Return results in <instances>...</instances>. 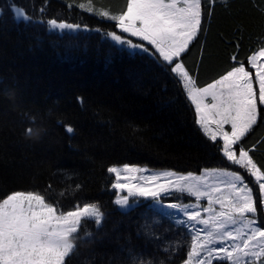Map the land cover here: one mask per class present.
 I'll list each match as a JSON object with an SVG mask.
<instances>
[{"label": "trees", "instance_id": "16d2710c", "mask_svg": "<svg viewBox=\"0 0 264 264\" xmlns=\"http://www.w3.org/2000/svg\"><path fill=\"white\" fill-rule=\"evenodd\" d=\"M68 3L0 0V199L33 191L59 202L63 211L99 204L103 223L82 225L67 264H131L134 257L182 264L188 230L149 201L127 211L116 205L115 176L107 168L137 164L183 173L223 168L242 172L251 184L252 178L199 130L194 106L162 61L111 40L108 32L126 34L114 21L77 6L87 0ZM92 3L112 13L125 6V0ZM13 4L31 19H14ZM202 8V30L182 56L199 87L241 62L248 67L247 57L264 45V0H202ZM49 19L82 29L50 31ZM29 127L36 130L32 136L25 134ZM258 140H264V115L243 143L250 147ZM251 155L264 168V142ZM257 218L264 220V212Z\"/></svg>", "mask_w": 264, "mask_h": 264}, {"label": "snow or ice", "instance_id": "6c2138e0", "mask_svg": "<svg viewBox=\"0 0 264 264\" xmlns=\"http://www.w3.org/2000/svg\"><path fill=\"white\" fill-rule=\"evenodd\" d=\"M74 2L69 0L68 6L72 7ZM77 6L114 21L119 32L126 34L107 33L117 44L162 61L194 106V122L199 130L218 147L223 158L252 178L250 186L240 172L223 168H206L200 175L174 171L144 175L148 172L146 168L127 164L110 166L107 172L115 176L111 184L117 193L115 204L129 208L130 197L151 198L159 203L162 194L186 193L195 197V203L167 205L186 217L177 220L179 225L187 227L190 236L183 264H213V261L264 264V220L257 218L264 212V168L251 155L264 140L250 147L243 143L264 115V45L247 57L249 67L241 62L199 87L182 56L202 30V0H125V6L117 13L95 8L92 0H87V6L84 3ZM9 9L16 20L31 19L14 4ZM47 23L53 29L80 27L56 19ZM130 37L140 43H134ZM232 59L235 61L236 56ZM78 100L83 103L82 98ZM31 119L35 125V118ZM65 128L68 133L74 132L71 125ZM34 131L29 127L25 134L32 136ZM133 180L142 182L133 184ZM124 191L127 195H121ZM65 194L59 193L61 197ZM202 200H206V205L201 204ZM104 215L97 203L76 204L72 210L63 211L59 202L50 203L38 192L7 194L0 199V264H67L77 249L82 225L92 221L100 226ZM131 264H152V261L134 257Z\"/></svg>", "mask_w": 264, "mask_h": 264}, {"label": "rangeland", "instance_id": "374dc122", "mask_svg": "<svg viewBox=\"0 0 264 264\" xmlns=\"http://www.w3.org/2000/svg\"><path fill=\"white\" fill-rule=\"evenodd\" d=\"M87 6V4H85ZM95 7V6H94ZM97 8V7H95ZM0 14H1V10H0ZM94 14V13H92ZM82 28L79 27L77 29H53L49 26V30L50 31H54V32H59V33H63V32H78L79 30H81ZM111 38V37H110ZM112 40V39H111ZM115 42V41H114ZM127 46V45H125ZM128 47V46H127ZM246 67V66H245ZM249 67V66H248ZM254 72V70H252ZM125 164H120V165H113V166H123ZM129 166H138V167H141V168H146L148 169V172L144 173V175H150L152 173H158V172H163V171H174L172 169H161V168H150L148 166H144V165H137V164H127ZM212 169V168H211ZM227 170H230V169H227ZM230 171H234V170H230ZM174 172H177V171H174ZM177 173H180V174H187V173H183V172H177ZM190 173V172H189ZM193 173V172H191ZM202 172L200 173H194L196 175H200ZM241 175H244L242 172H240ZM137 176H139L140 174H136ZM246 179V177H245ZM246 181H248L246 179ZM123 182V181H122ZM138 182H142V181H138V180H133L132 183L135 184V183H138ZM249 182V181H248ZM249 185L252 186V184L249 182ZM178 194H181V193H172L170 195H161L160 197V200H159V203H157L156 201L152 200L151 198H144V197H130L129 198V203H130V207L129 208H122L124 211H127V210H130L132 209L134 206L142 203V202H146V201H149L150 202V205L156 209L157 211H160L162 214L166 215L167 217H169L174 223H176L177 225H179L177 223V220L179 219H186V217H184L183 213L182 212H179L177 209H171V208H168L167 205L168 204H171V203H179V204H192V203H195V197H190L188 196L186 193L185 194H182V195H185L187 197H190L191 199L190 200H186V197L184 196L182 200H172L171 198L172 197H176ZM121 195H127V192L124 191L123 193H121ZM116 199V198H115ZM201 204L202 205H206V200H202L201 201ZM180 226H183V225H180ZM187 229L186 226H183ZM198 227H202L200 225H198ZM188 230V229H187ZM183 264V263H182ZM213 264H216V261H213Z\"/></svg>", "mask_w": 264, "mask_h": 264}]
</instances>
